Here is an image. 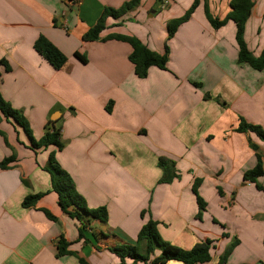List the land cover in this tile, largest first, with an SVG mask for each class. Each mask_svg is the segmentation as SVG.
<instances>
[{"label":"crops","instance_id":"obj_1","mask_svg":"<svg viewBox=\"0 0 264 264\" xmlns=\"http://www.w3.org/2000/svg\"><path fill=\"white\" fill-rule=\"evenodd\" d=\"M130 1L71 7L68 0H0V62H6L0 93L22 111L36 139L51 121L63 143L60 151L34 152L21 127L0 123V164L14 159L0 168V264H81L79 258L120 264L109 248L135 243L149 220L158 222L163 241L184 250L214 241L205 264H218L235 241L225 264H264V191L245 179L258 159L264 167V142L237 131L241 118L264 129V70L239 63L233 22L220 28L210 22L224 20L232 0H139L107 17L100 40L84 41L106 11ZM252 1L246 42L260 56L264 0ZM190 10L168 39L169 24ZM117 35L158 54L168 48L166 70L151 67L146 78L137 77L132 46ZM40 37L67 57L62 70L36 52ZM53 152L87 207L107 209L106 224H90L89 242L79 239L80 223L61 211L44 170ZM160 158L175 163L171 183H160ZM198 180L203 212L193 191ZM258 184L264 187V177ZM36 194L45 196L24 208ZM61 236L77 256L58 255Z\"/></svg>","mask_w":264,"mask_h":264},{"label":"trees","instance_id":"obj_2","mask_svg":"<svg viewBox=\"0 0 264 264\" xmlns=\"http://www.w3.org/2000/svg\"><path fill=\"white\" fill-rule=\"evenodd\" d=\"M70 1V0H69ZM139 0H131L125 4L119 10L109 9L106 11L96 26L92 28L83 37L84 41L92 42L100 40L101 33L105 30V21L107 17H116L123 11H129L138 6ZM197 5V2L193 4V8ZM254 7L252 0H232L231 12L224 20L210 19V22L214 28H220L226 25L228 22H233L236 26V43L238 46V61L239 63L249 65L255 71L264 70V50L260 56L252 54L246 42V28L250 19L251 11ZM191 16V10L187 14L171 22L168 26V39L173 37L177 29L188 21ZM115 39L129 43L132 46V53L130 55V61L134 65V71L137 77L144 79L148 76L149 69L151 67H157L162 70H166L168 63V48L164 54H158L148 49L141 41L136 38L115 36ZM36 52L48 62L55 70L60 71L66 65L67 57L48 39L40 37L34 45ZM83 62L86 60L77 54ZM0 64L6 67L5 60ZM221 102L220 100H218ZM225 105L224 103H222ZM3 119H6L14 126L21 127L29 140V148L34 152L40 150H46L50 147H54L56 151L63 149V143L60 141V131L53 128V122H49L47 130L42 138L36 139L31 131L30 124L27 118L23 115L22 111L14 109L9 103H7L0 93V123ZM239 133H253L261 141L264 142V129L260 126L251 125L243 118L240 119V124L237 129ZM254 149L253 145H251ZM13 158H8L0 164L1 169H6L8 164L13 162ZM159 167L163 170V176L160 179V183H171L174 178L177 177L175 173V163L167 158L159 159ZM51 176L52 189L58 195V204L61 211L67 214L72 219L77 220L80 223L79 227V239H84L85 242H89V238L86 236L88 229H91L90 224L92 222L99 221L102 224H106L108 220V212L106 208L89 209L86 205L84 198L79 194L76 189V185L70 176V174L64 170L58 163L55 153H51L48 158L46 167L44 168ZM264 177V167L261 159H258L256 166L245 173V179L257 185V189L264 191V187L258 184V180ZM25 184L27 182L24 181ZM200 181H196L193 186V191L197 197V203L200 212H203L206 208L205 201L199 196L198 186ZM45 194L30 195L24 199L22 206L24 208L35 207L37 202ZM46 216L52 220L57 219L49 212L45 211ZM158 222L149 220L140 230L137 240L133 244L116 245L109 248L111 254L116 256L120 264H167L170 261H177L182 264H205L211 261V250L215 247L214 241L206 240L201 243L195 244L190 250H184L180 247L172 245L162 240L158 232ZM93 240L98 239L97 236L92 233ZM237 245V241L233 242L224 252L220 258L218 264H225L228 257L231 255L233 249ZM70 244L65 240L63 236L57 242L58 255L60 257L75 255L76 253L68 250ZM81 264H88L84 259L79 258Z\"/></svg>","mask_w":264,"mask_h":264},{"label":"built area","instance_id":"obj_3","mask_svg":"<svg viewBox=\"0 0 264 264\" xmlns=\"http://www.w3.org/2000/svg\"><path fill=\"white\" fill-rule=\"evenodd\" d=\"M82 2V0H68V3L71 7L77 6ZM167 3V2H166Z\"/></svg>","mask_w":264,"mask_h":264}]
</instances>
